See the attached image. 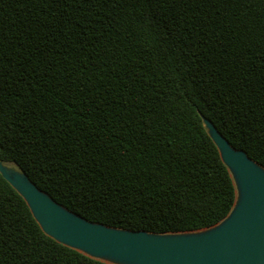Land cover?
I'll return each instance as SVG.
<instances>
[{"label": "trees", "instance_id": "1", "mask_svg": "<svg viewBox=\"0 0 264 264\" xmlns=\"http://www.w3.org/2000/svg\"><path fill=\"white\" fill-rule=\"evenodd\" d=\"M204 118L264 167V0H0V162L80 217L172 234L237 199ZM0 264H108L0 174Z\"/></svg>", "mask_w": 264, "mask_h": 264}, {"label": "water", "instance_id": "2", "mask_svg": "<svg viewBox=\"0 0 264 264\" xmlns=\"http://www.w3.org/2000/svg\"><path fill=\"white\" fill-rule=\"evenodd\" d=\"M205 127L237 190L230 214L200 231L155 234L90 222L40 190L16 165L0 174L25 199L42 230L57 242L108 264H264V167L232 147L212 121Z\"/></svg>", "mask_w": 264, "mask_h": 264}, {"label": "rangeland", "instance_id": "3", "mask_svg": "<svg viewBox=\"0 0 264 264\" xmlns=\"http://www.w3.org/2000/svg\"><path fill=\"white\" fill-rule=\"evenodd\" d=\"M11 165V164H10ZM12 167H14V165H11Z\"/></svg>", "mask_w": 264, "mask_h": 264}]
</instances>
